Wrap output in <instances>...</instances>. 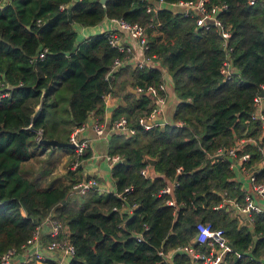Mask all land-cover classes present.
<instances>
[{
    "label": "trees",
    "instance_id": "obj_1",
    "mask_svg": "<svg viewBox=\"0 0 264 264\" xmlns=\"http://www.w3.org/2000/svg\"><path fill=\"white\" fill-rule=\"evenodd\" d=\"M217 2L226 4L217 13L229 29L226 51L214 26L195 27L193 17L165 6L147 12V0H0V93H7L0 97V256L9 248L20 253L35 225L51 214L66 225L74 247L66 264H159L157 250L189 241L200 221L220 227L233 249L221 264H260L264 211L252 212L249 226L231 216L230 208L214 207L222 191L240 200L243 188L229 168L231 156L211 161L208 155L229 147L241 133L256 137L260 132L249 116L264 84V0H206V7ZM109 18L144 26L146 55L156 56L168 76L177 100L171 120L183 121L182 126L144 129L134 122L151 105L150 96L134 88L158 86L163 72L156 66H124L105 76L113 59L122 56L105 31H96ZM82 27L88 36L78 34ZM225 58L232 70L223 79L219 69ZM107 93L125 101L111 118L124 115L135 127L130 136L113 131L107 140V154L121 156L110 167L113 189L93 186L70 194L71 185L85 175L79 174L81 166L71 169L69 163L65 182L42 185L51 169L30 176L25 165L30 159L46 162L49 154L39 157L46 149L74 153L73 146L40 140L68 143L72 129L90 112L101 116ZM157 95L165 96V90L158 88ZM258 145L264 146V136ZM258 145L237 153H249L244 166L262 180L264 152ZM90 153L84 148L81 159ZM146 157L154 159L152 165ZM146 164L152 178L139 172ZM173 178L172 193L157 195ZM169 196L177 205L174 213L165 204ZM173 261L191 264L182 253Z\"/></svg>",
    "mask_w": 264,
    "mask_h": 264
},
{
    "label": "built area",
    "instance_id": "obj_2",
    "mask_svg": "<svg viewBox=\"0 0 264 264\" xmlns=\"http://www.w3.org/2000/svg\"><path fill=\"white\" fill-rule=\"evenodd\" d=\"M252 2L253 0H248ZM146 11L151 12L159 7H167L172 11L182 13L184 16H190L194 19L195 27L209 25L214 26L215 32L220 36L221 46L226 51L227 39L229 36L228 26H224L217 13L226 8L224 2H217L209 7H206V0H174L165 2L163 0H147ZM103 25L99 32L105 31L107 42L116 47L122 52L121 57L113 59L105 76L111 75L112 72L124 66L130 67H159L163 72V81L158 86L149 85L145 89L140 87L134 88L137 93H143L151 98V105L148 110L143 111L138 115L134 122L141 125L144 129L149 126H162L164 124H174L182 126L184 123L181 120H171V117L165 111V96L157 95L158 88L165 90L168 87L169 78L165 71L160 67L159 60L156 56L146 55L147 37L144 26L137 23H129L121 18H109L103 21ZM42 53H39V57ZM231 67L229 59L225 58L219 69L222 78L226 79L231 75ZM261 95L257 94L253 110L250 113L249 119L258 124L260 132L254 137L241 133V136L234 138L233 144L227 148H217L215 153L220 157L231 156L232 162L229 168L237 170L245 182L242 185L243 195L240 200L233 197H227L225 191L221 192V200L214 207L224 208V204L229 203L225 209L233 210L240 216V222L250 223L252 221V212L264 211V179L259 180L249 167L244 166V162L249 159V153H237L245 145H258L264 136V84L260 86ZM7 93H0L5 96ZM87 126L86 121L74 127L69 134L68 141L73 145V158L69 163V168L75 169L81 166L84 162L80 155L84 148L91 146V139L79 138L78 134ZM94 136L96 138H105L106 131H118L123 136L127 137L135 132V127L130 123L124 115H119L107 123L94 121L91 124ZM260 152H264V146H256ZM212 154V155H213ZM211 156V155H208ZM108 163L109 167L121 161V156L118 154H104L102 156ZM260 166H264V157L259 160ZM149 165L146 164L140 168L139 172L146 178H152L153 173L150 171ZM181 167L175 169V173H180ZM90 174V173H89ZM177 184L176 178L166 181L165 184L158 190L157 195H170L173 187ZM95 186L100 190L98 177L96 175L83 176L80 180L73 183L70 187V194H79L87 192L91 187ZM128 188H125V190ZM121 199L124 195L117 194ZM165 204L172 207L174 213L176 203L172 196L165 200ZM136 204L132 203L127 209L131 212ZM121 207H124L121 204ZM112 209H115L113 206ZM196 230L192 238L184 244L171 247L168 249L159 248L157 254L159 256V264H173V256L175 253L185 254L189 259L197 262V264H221L222 256L225 252L233 251L228 239L220 227H214L210 221H200L196 223ZM146 228V227H145ZM46 235L49 238L44 239ZM141 236L137 234V236ZM139 239V238H137ZM20 253H17L14 248L7 249L0 256V264H31L40 262L49 264H66V260L74 253V247L70 242L67 234L66 225L58 218L48 214L38 224L35 225L29 238L20 246ZM238 255V253H236ZM17 256H21L18 261H13Z\"/></svg>",
    "mask_w": 264,
    "mask_h": 264
},
{
    "label": "crops",
    "instance_id": "obj_3",
    "mask_svg": "<svg viewBox=\"0 0 264 264\" xmlns=\"http://www.w3.org/2000/svg\"><path fill=\"white\" fill-rule=\"evenodd\" d=\"M102 21L96 27L97 32L99 31L101 26L104 24ZM77 32L79 35H82V37H86L90 34V32L83 27L80 28L79 31L77 30ZM124 102L125 101H124L122 96L111 95V94L107 93L104 96V110H103V113L101 114V116H95L94 112H90L87 116V119H86L87 126L78 134V137L80 139L81 138H89L92 141L91 146H90V149H91L90 156L84 160V162L81 165V168L79 170V174L96 175V177H98V182H99V187H98L100 189L99 191H104V190L106 191V190H112L113 189V179L110 176V167H109L107 161L102 157L104 154H107V151H106L107 140H108L111 132H113V131H106L105 132V138H96L94 136L93 130L91 128V124L95 120L105 122L108 124V122L112 120L111 114L113 112V109L119 104L120 105L124 104ZM176 102H177V100H176V97L174 95V92L168 86L165 89V111L168 114V116H170L171 112L173 111L174 105ZM63 151L64 150H62L60 148L51 147L49 153H48V149H46V151L43 154H41L39 157H44L47 154H49L48 160L45 163H51V161H54V165H55V162L60 160L59 166H57L58 169L56 171V173L59 176H54V178L57 181L65 182L66 178H65V176H62V175H63V173H65L68 163H70V160L73 158V153H69L66 151L63 152ZM29 162L34 163V160L30 159ZM66 162H67V164L65 166L64 163H66ZM63 164H64V166L61 167ZM236 172H235L236 180H238L239 182H242L244 184L245 182L242 180L241 175L239 174V172L237 170H236ZM242 183H241V186L243 185ZM238 222H240V221H238ZM245 223L250 226L249 223H247V222H245ZM20 259H21V256H17L13 261H18ZM190 262H191V264H197V262L192 260V259H190ZM31 264H44V263L35 262V263H31ZM173 264H175L174 261H173ZM260 264H264V256L261 259Z\"/></svg>",
    "mask_w": 264,
    "mask_h": 264
},
{
    "label": "rangeland",
    "instance_id": "obj_4",
    "mask_svg": "<svg viewBox=\"0 0 264 264\" xmlns=\"http://www.w3.org/2000/svg\"><path fill=\"white\" fill-rule=\"evenodd\" d=\"M135 92V91H134ZM137 93V92H136ZM34 107H36V106H34ZM64 152V151H63ZM34 160V163H31V162H29L28 161V163L25 165V168H27L28 170H29V172H30V176H36V175H38V171L40 170V168H42V169H51L50 170V172L46 175V176H44V178H43V181H42V185H44V184H46L49 180H55V178H54V176H59L57 173H56V171H57V169H58V167L57 166H59V163H60V160H58L57 162H55V165H54V161H51V163H45V160H41L39 163L35 160V159H33ZM42 161H44L42 164H43V166L42 167H40L41 166V162ZM39 164V165H38ZM65 164V166H66V164H67V162L66 163H64ZM64 164L61 166V167H63L64 166ZM53 172V173H52ZM81 175V174H80ZM62 176H64V173H63V175ZM81 177V176H80ZM223 192V191H222ZM227 206H229V203H227V204H224V208H226ZM230 213H233V215H231V216H234L235 218H236V220L237 221H240L241 219H240V216H238L233 210H232V212H230ZM67 261V260H66Z\"/></svg>",
    "mask_w": 264,
    "mask_h": 264
},
{
    "label": "water",
    "instance_id": "obj_5",
    "mask_svg": "<svg viewBox=\"0 0 264 264\" xmlns=\"http://www.w3.org/2000/svg\"><path fill=\"white\" fill-rule=\"evenodd\" d=\"M99 2H100V3H103L104 0H99ZM69 19H70V18H69ZM258 94L261 95V91H259ZM40 106H41V101L39 102V104H38V106H37V110H36V112L34 113L33 118L37 115ZM40 142H42V143H44V144H49L50 146H61V145H63V144H64V145H67V146H69V147H72V146H73V145L70 144L69 142H68V143H61V142H57V141L52 140V139H50V140H47V139H46V140H40ZM208 157H209V160L212 161L214 158L220 157V155L213 154V155L208 156ZM145 159L147 160V162H148L150 165H152L153 162H154V159H153V158L146 157ZM122 161H124V160H122Z\"/></svg>",
    "mask_w": 264,
    "mask_h": 264
}]
</instances>
